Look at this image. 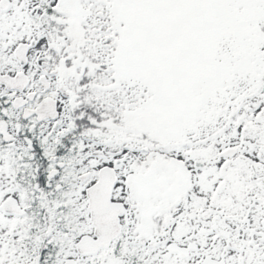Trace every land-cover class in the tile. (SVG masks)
<instances>
[{
	"label": "snow or ice",
	"instance_id": "6c2138e0",
	"mask_svg": "<svg viewBox=\"0 0 264 264\" xmlns=\"http://www.w3.org/2000/svg\"><path fill=\"white\" fill-rule=\"evenodd\" d=\"M0 264H264V0H0Z\"/></svg>",
	"mask_w": 264,
	"mask_h": 264
}]
</instances>
